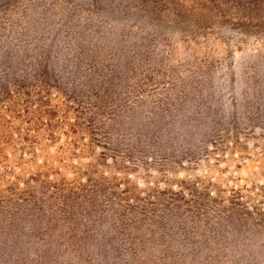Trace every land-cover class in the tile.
Here are the masks:
<instances>
[{
    "label": "rangeland",
    "instance_id": "374dc122",
    "mask_svg": "<svg viewBox=\"0 0 264 264\" xmlns=\"http://www.w3.org/2000/svg\"><path fill=\"white\" fill-rule=\"evenodd\" d=\"M0 264H264V0H0Z\"/></svg>",
    "mask_w": 264,
    "mask_h": 264
}]
</instances>
